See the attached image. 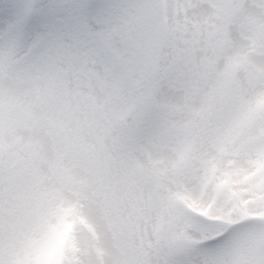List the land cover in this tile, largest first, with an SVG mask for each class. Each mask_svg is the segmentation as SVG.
I'll return each instance as SVG.
<instances>
[{"label":"snow or ice","instance_id":"obj_1","mask_svg":"<svg viewBox=\"0 0 264 264\" xmlns=\"http://www.w3.org/2000/svg\"><path fill=\"white\" fill-rule=\"evenodd\" d=\"M0 264H264V0H0Z\"/></svg>","mask_w":264,"mask_h":264}]
</instances>
